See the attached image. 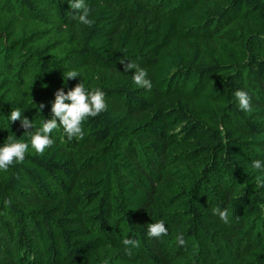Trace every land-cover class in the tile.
<instances>
[{
  "label": "trees",
  "instance_id": "obj_1",
  "mask_svg": "<svg viewBox=\"0 0 264 264\" xmlns=\"http://www.w3.org/2000/svg\"><path fill=\"white\" fill-rule=\"evenodd\" d=\"M85 3L89 24L67 0H0V144L30 140L65 83L106 100L0 170V264H264V0Z\"/></svg>",
  "mask_w": 264,
  "mask_h": 264
},
{
  "label": "clouds",
  "instance_id": "obj_2",
  "mask_svg": "<svg viewBox=\"0 0 264 264\" xmlns=\"http://www.w3.org/2000/svg\"><path fill=\"white\" fill-rule=\"evenodd\" d=\"M70 9L79 10L74 12V18L82 24H89V8L85 0H67ZM129 68L133 65H128ZM80 76L78 72L69 70L64 73V79H74ZM147 77L144 69H138L133 74V80L136 84L151 87V82ZM66 83L54 94V101L51 105V115L48 119H44L42 127L31 132L28 129H33V121L26 116H22V111L19 108L12 109L8 115L10 122L20 121L21 126L31 133L30 140L25 141L21 138H16L15 135L7 137V142L0 144V170H6L10 165L19 164L25 158V153L29 148L36 153H43L46 148L54 143L51 135L54 129L58 126L68 138L79 137L83 134L82 123L89 117H95L106 110L105 93L99 87H87L82 80L76 83L73 87L65 91ZM235 96L238 100L239 107L242 110H248L250 107V97L244 90H237ZM43 107V105H41ZM255 169L264 168V162L254 160L251 162ZM221 219H227L225 211L218 210ZM147 231L150 235L160 237L167 234V227L163 221H157L148 225ZM125 244L130 243V240H125Z\"/></svg>",
  "mask_w": 264,
  "mask_h": 264
}]
</instances>
